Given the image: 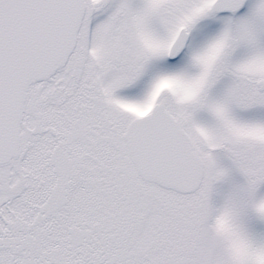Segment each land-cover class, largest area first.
Segmentation results:
<instances>
[{"label": "snow or ice", "instance_id": "1", "mask_svg": "<svg viewBox=\"0 0 264 264\" xmlns=\"http://www.w3.org/2000/svg\"><path fill=\"white\" fill-rule=\"evenodd\" d=\"M0 264H264V0H0Z\"/></svg>", "mask_w": 264, "mask_h": 264}, {"label": "rangeland", "instance_id": "2", "mask_svg": "<svg viewBox=\"0 0 264 264\" xmlns=\"http://www.w3.org/2000/svg\"><path fill=\"white\" fill-rule=\"evenodd\" d=\"M164 86H170V85L166 83Z\"/></svg>", "mask_w": 264, "mask_h": 264}]
</instances>
